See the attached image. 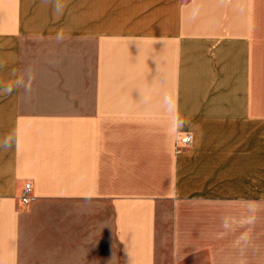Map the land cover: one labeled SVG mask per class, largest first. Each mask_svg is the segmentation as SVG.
I'll return each instance as SVG.
<instances>
[{
  "label": "crops",
  "instance_id": "obj_1",
  "mask_svg": "<svg viewBox=\"0 0 264 264\" xmlns=\"http://www.w3.org/2000/svg\"><path fill=\"white\" fill-rule=\"evenodd\" d=\"M246 201L264 0H0V264L260 252L264 224L218 204Z\"/></svg>",
  "mask_w": 264,
  "mask_h": 264
},
{
  "label": "rangeland",
  "instance_id": "obj_2",
  "mask_svg": "<svg viewBox=\"0 0 264 264\" xmlns=\"http://www.w3.org/2000/svg\"><path fill=\"white\" fill-rule=\"evenodd\" d=\"M162 175L163 178L157 180L156 182L158 183V186H167L168 180L165 178L167 177V170L165 165H163ZM218 204L220 205L239 204V206L234 205L233 207H230L229 210L234 211L235 215L242 213H244V215H252L256 219H258L261 223L264 224V201H246L239 203L218 202ZM191 209L192 208H190L188 211H190ZM195 210H199V208H196ZM210 210L212 209L209 206L204 208V215L208 214ZM217 210L219 209L217 208ZM261 239L264 238L261 236ZM256 240H258L257 237ZM248 246L250 247V251L247 252L246 255H238L240 253H232V252H226V253L218 252L217 254L219 255H215L216 253H214V251H213L214 254L211 255L212 254L211 250H215V251L217 250L215 247H213L214 249L204 248L202 252L192 253L188 255H155V264H264V255L261 251L263 250L262 247L264 246L261 245L260 252L257 250L258 249L257 245H248ZM239 247H242V245ZM226 249L227 246L225 245L223 251H226ZM231 253L234 255H229Z\"/></svg>",
  "mask_w": 264,
  "mask_h": 264
},
{
  "label": "built area",
  "instance_id": "obj_3",
  "mask_svg": "<svg viewBox=\"0 0 264 264\" xmlns=\"http://www.w3.org/2000/svg\"><path fill=\"white\" fill-rule=\"evenodd\" d=\"M191 138H192L191 134L187 132L179 136L177 140L181 145H188L191 141ZM32 197L33 196L31 194V183L27 181L24 183L23 191L20 196V201L25 203V202L30 201Z\"/></svg>",
  "mask_w": 264,
  "mask_h": 264
},
{
  "label": "clouds",
  "instance_id": "obj_4",
  "mask_svg": "<svg viewBox=\"0 0 264 264\" xmlns=\"http://www.w3.org/2000/svg\"><path fill=\"white\" fill-rule=\"evenodd\" d=\"M6 91H10V89H8V90H6ZM4 143H5V145L8 143V140L6 139L5 141H4Z\"/></svg>",
  "mask_w": 264,
  "mask_h": 264
}]
</instances>
